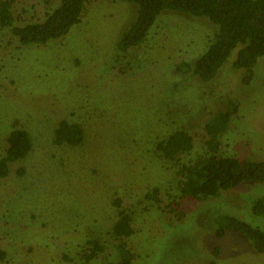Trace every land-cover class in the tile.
<instances>
[{
	"label": "rangeland",
	"instance_id": "rangeland-1",
	"mask_svg": "<svg viewBox=\"0 0 264 264\" xmlns=\"http://www.w3.org/2000/svg\"><path fill=\"white\" fill-rule=\"evenodd\" d=\"M60 1L14 0L15 19H42ZM137 9L95 0L67 36L44 45H21L10 28L0 30V158L16 124L34 142L27 160L0 179V264H107L121 243L135 252L134 264H264L248 239L215 234L223 214L264 230V216L252 210L264 200V182L199 202L184 196L177 162L158 150L187 131L202 145L192 155L212 153L207 125L234 101L239 110L221 136V154L264 161V56L249 84L234 66L238 49L212 82L178 74L180 62L206 52L216 27L172 10L158 16L145 43L121 53ZM64 120L82 127L81 144H55ZM190 161L185 155L179 163ZM154 188L163 212L147 198ZM121 210L134 229L125 240L113 234ZM92 241L105 250L90 263Z\"/></svg>",
	"mask_w": 264,
	"mask_h": 264
},
{
	"label": "trees",
	"instance_id": "trees-1",
	"mask_svg": "<svg viewBox=\"0 0 264 264\" xmlns=\"http://www.w3.org/2000/svg\"><path fill=\"white\" fill-rule=\"evenodd\" d=\"M95 0H61L57 8L49 11L42 19L17 22L14 14V0H0V30L10 28L12 36L21 45H44L50 40L67 36L76 24L80 23L88 5ZM137 5V19L124 34L117 48L121 53L139 47L147 40L150 28L158 16L165 11L189 13L204 17L215 27L214 36H210V45L195 63L183 61L178 65L177 73L186 77H198L203 82H212L220 73L233 53L238 49L235 68L245 70L243 84L253 81L259 58L264 56V0H124ZM46 18V19H45ZM45 19V20H43ZM43 20V21H41ZM213 40V41H212ZM10 40L9 44L11 43ZM189 75V76H188ZM238 104L231 101L229 106L212 117L207 125L208 138L204 145L212 153L194 156L202 145L196 144L195 137L187 131H177L158 143V150L167 163H176L183 177L182 193L185 197L202 202L219 197L225 191L235 189L248 182H264V161L241 159L237 156L221 154V136L228 130L232 117L238 113ZM55 144L79 145L85 134L79 124L60 122L55 132ZM5 155L0 158V179L9 176L11 167L24 163L34 149L32 134L16 124L6 138ZM190 158V164L181 165L183 156ZM23 170V169H22ZM20 171L21 174L24 173ZM160 212L162 205L158 188L147 193ZM119 201V199L117 200ZM118 204V203H117ZM253 213L264 216V200L253 204ZM119 220L114 225L113 234L118 238L129 239L134 234L131 217L119 212ZM215 225L217 239H224L229 232L248 239L255 251L264 255V230L229 214L219 216ZM88 262L97 259L104 246L92 241ZM117 260L107 264H134L137 258L128 244L117 247ZM213 258L220 255L218 247L213 250ZM4 252H0V257ZM211 264H216L212 261Z\"/></svg>",
	"mask_w": 264,
	"mask_h": 264
}]
</instances>
